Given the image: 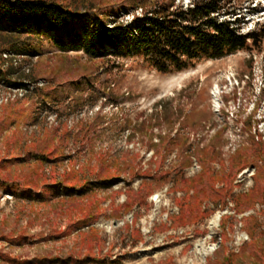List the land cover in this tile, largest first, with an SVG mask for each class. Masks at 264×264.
I'll use <instances>...</instances> for the list:
<instances>
[{
    "label": "rangeland",
    "instance_id": "obj_1",
    "mask_svg": "<svg viewBox=\"0 0 264 264\" xmlns=\"http://www.w3.org/2000/svg\"><path fill=\"white\" fill-rule=\"evenodd\" d=\"M222 3L226 21L245 6ZM254 32L166 73L49 38L39 55L3 53L0 264H264V162L249 149L264 142V89L248 57L264 52V23Z\"/></svg>",
    "mask_w": 264,
    "mask_h": 264
},
{
    "label": "trees",
    "instance_id": "obj_2",
    "mask_svg": "<svg viewBox=\"0 0 264 264\" xmlns=\"http://www.w3.org/2000/svg\"><path fill=\"white\" fill-rule=\"evenodd\" d=\"M222 1L192 0L186 8L172 9L173 1L162 0L106 5L92 0H0V56L42 54L43 39L49 38L61 52L82 50L91 58L140 56L160 72L179 71L201 56L222 57L246 47L251 38L257 42L255 32L241 35L229 21L219 20ZM139 7L140 14L120 20ZM10 69L0 66V78L6 79ZM69 80L83 83L81 76ZM249 149L264 162V142H252ZM256 167L264 182V166L257 163ZM106 181L111 179L100 180L91 189L109 187ZM1 182L6 191L21 193L19 182Z\"/></svg>",
    "mask_w": 264,
    "mask_h": 264
},
{
    "label": "built area",
    "instance_id": "obj_3",
    "mask_svg": "<svg viewBox=\"0 0 264 264\" xmlns=\"http://www.w3.org/2000/svg\"><path fill=\"white\" fill-rule=\"evenodd\" d=\"M191 1L192 0H189V3H191ZM242 9L243 10L237 15L235 13L231 21L235 23L237 33L247 35L254 32L260 23H264V0H245V6ZM242 16L244 17L243 21L239 22ZM222 19L221 17L220 21H222ZM228 21L231 23L230 18ZM231 26L233 27L232 23ZM248 57H252L253 59L254 72L257 75H261L260 85L257 91L260 93L264 89V52L249 54ZM254 128L255 126L253 129Z\"/></svg>",
    "mask_w": 264,
    "mask_h": 264
},
{
    "label": "bare ground",
    "instance_id": "obj_4",
    "mask_svg": "<svg viewBox=\"0 0 264 264\" xmlns=\"http://www.w3.org/2000/svg\"><path fill=\"white\" fill-rule=\"evenodd\" d=\"M217 218H218V216H216L213 220H214V223L217 221ZM213 223V222H212Z\"/></svg>",
    "mask_w": 264,
    "mask_h": 264
}]
</instances>
